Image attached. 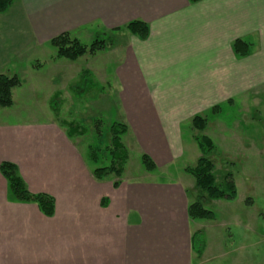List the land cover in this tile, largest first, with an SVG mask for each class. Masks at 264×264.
Listing matches in <instances>:
<instances>
[{
	"label": "crops",
	"instance_id": "0c3cea01",
	"mask_svg": "<svg viewBox=\"0 0 264 264\" xmlns=\"http://www.w3.org/2000/svg\"><path fill=\"white\" fill-rule=\"evenodd\" d=\"M6 14L14 33L10 48L0 44V69L11 56L49 57L31 68L51 69L54 84L61 79L53 94L74 78L68 60L55 58L53 38L107 41L98 53L114 68L113 90L121 89L125 136L157 169L148 180L120 178L115 186V179L97 180L73 138L52 124L31 141L23 129L3 131L0 165L15 163L29 190L52 196L56 210L49 218L36 204L12 202L0 174V264H192V237L200 232L188 213L194 181L184 167L179 180L160 182L155 174H170L190 154L183 128L196 116L264 92V0H14ZM133 21L149 26L147 40L125 29ZM237 40L251 45L248 56L234 53ZM86 73L107 77L100 66L80 77ZM191 153L197 164L201 155Z\"/></svg>",
	"mask_w": 264,
	"mask_h": 264
},
{
	"label": "rangeland",
	"instance_id": "374dc122",
	"mask_svg": "<svg viewBox=\"0 0 264 264\" xmlns=\"http://www.w3.org/2000/svg\"><path fill=\"white\" fill-rule=\"evenodd\" d=\"M7 17V14L0 16V44H8L10 48L12 42L8 36L13 31L4 23ZM80 40L85 45L95 41L86 36H81ZM35 53L31 58L24 55L21 58L11 56L7 61L8 67L0 69V74L16 75L22 83L13 90L14 105L0 109V135L3 137V131L17 132L23 129L25 140L31 141L26 138L41 128L50 127V124V128L66 133V128L62 129L48 103L55 89L63 88L61 79H57L54 84V75L49 68L41 72L34 71L31 65L37 61L45 65L47 60L49 64V57L42 58ZM105 57V53H97L95 56L87 54L76 62H65L68 67H72L74 78L68 90H60L62 94L58 101L61 119L73 121L87 129V134L71 141L90 167L91 174L98 166L89 160L88 151L91 147L98 149L100 159H103L99 166L109 165L110 158L106 149L111 143L110 128L115 123L123 122L120 119L123 109L118 105L121 98L118 92L121 89L113 90L115 79L111 73L114 68L110 62L104 61ZM90 66H100L106 70V79L98 73L81 80L80 73ZM252 92L243 98L235 97L230 103L218 105L216 112L212 113L211 110L204 116L208 120L204 132L195 130L193 125L184 126L185 144L190 154L169 168L170 174H155L160 182L179 180L180 176H184L183 167L196 166L195 159L191 157V149L192 152L193 148L196 149L202 157L195 138L205 135L215 145L208 158L215 165L217 183L221 185L227 174L233 175L237 198L232 201H206L205 208L212 211L215 218L196 220L197 223L192 224V228H200L205 242L202 255L193 249L192 264H264V92ZM97 120L101 121L100 129L96 127ZM123 143L128 149L129 161L122 178L150 179L151 175L143 166L139 150L130 145L126 136L123 137ZM190 178L194 182L188 188V197L194 203L202 194L194 178ZM106 180L116 182L118 179L112 175Z\"/></svg>",
	"mask_w": 264,
	"mask_h": 264
},
{
	"label": "trees",
	"instance_id": "16d2710c",
	"mask_svg": "<svg viewBox=\"0 0 264 264\" xmlns=\"http://www.w3.org/2000/svg\"><path fill=\"white\" fill-rule=\"evenodd\" d=\"M191 3H198L202 0H189ZM14 0H0V15L9 10ZM125 29L132 35L137 36L140 40H147L150 34L149 26L141 21H133L125 26ZM50 46L56 51V59H65L68 61H77L83 56L95 55L107 47V41L104 39H96L91 45H85L77 38L72 37L69 33H63L49 42ZM234 53L239 57H246L250 54L251 45L245 41L237 40L233 45ZM40 62L33 63V69L42 68ZM85 74L81 80L89 77ZM22 85L18 76H8L0 74V109L10 108L14 105L13 90ZM61 93H55L49 100V107L55 117L59 119L60 125L66 128L67 135L70 138L80 137L87 134V129L73 121H67L60 118V109L58 101ZM219 106L212 109V113L218 110ZM97 128L100 129L101 121L97 120ZM193 128L197 131L204 132L208 126V120L204 116H196L192 121ZM111 143L107 147V154L110 158L109 165L99 166L100 159L99 150L90 148L88 151L89 160L93 165L98 166L94 169V177L99 180H105L110 176L116 179L123 177L125 167L129 161V152L123 143V137L128 133V127L122 123H115L110 128ZM195 141L202 153V157L198 160L195 167H188L185 172L194 178L197 189L201 192V196L197 202L191 203L188 208L191 220H213L215 215L212 211L205 208L208 200H228L232 201L237 198V188L232 174H227L221 185L216 181L214 174L215 165L208 158L214 151V142L205 135H199ZM142 163L148 172H154L157 169L155 162L148 156L142 155ZM0 174L7 182L8 193L12 200L19 203L36 204L43 215L53 217L56 210L55 199L47 193H32L26 181L21 176L19 167L12 162L5 161L0 165ZM115 186L119 182L114 183ZM192 248L200 255L205 250L204 236L201 232H196L192 237Z\"/></svg>",
	"mask_w": 264,
	"mask_h": 264
}]
</instances>
